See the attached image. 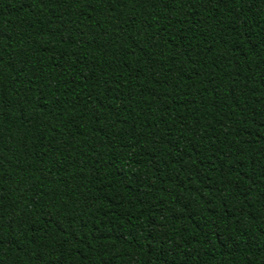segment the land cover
Masks as SVG:
<instances>
[{
	"label": "trees",
	"instance_id": "obj_1",
	"mask_svg": "<svg viewBox=\"0 0 264 264\" xmlns=\"http://www.w3.org/2000/svg\"><path fill=\"white\" fill-rule=\"evenodd\" d=\"M0 264H264V0H0Z\"/></svg>",
	"mask_w": 264,
	"mask_h": 264
}]
</instances>
